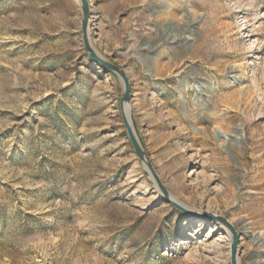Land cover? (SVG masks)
<instances>
[{
  "label": "rangeland",
  "instance_id": "rangeland-1",
  "mask_svg": "<svg viewBox=\"0 0 264 264\" xmlns=\"http://www.w3.org/2000/svg\"><path fill=\"white\" fill-rule=\"evenodd\" d=\"M89 4L161 182L264 264V0ZM80 19L78 0H0V264H230L224 228L146 175Z\"/></svg>",
  "mask_w": 264,
  "mask_h": 264
},
{
  "label": "water",
  "instance_id": "water-1",
  "mask_svg": "<svg viewBox=\"0 0 264 264\" xmlns=\"http://www.w3.org/2000/svg\"><path fill=\"white\" fill-rule=\"evenodd\" d=\"M80 4L81 10V19H80V31H81V38L83 48L88 56L97 66L103 68L113 75L117 77L119 82L122 85L123 93L122 97L119 100V110L121 114L122 124L125 129L127 138L129 143L133 149L134 154L138 158L139 162L141 163L146 175L150 178L151 182L155 185L156 189L160 193L162 199L175 208L177 211L182 212L190 217H196L198 219L207 218L224 229L228 231V234L231 239L230 243V264H239L238 260V243H239V233L235 229V227L229 223V221L221 216H215L213 214L202 212L196 213L190 210L186 205H184L181 201L175 198L171 192L164 186L161 182L159 176L157 175L153 165L149 159L148 154L144 151L143 147L141 146L132 124L131 114H130V82L125 73V71L117 64H114L103 57H101L97 51L94 49L91 38H90V31H89V16L90 14V4L89 0H78Z\"/></svg>",
  "mask_w": 264,
  "mask_h": 264
},
{
  "label": "bare ground",
  "instance_id": "bare-ground-1",
  "mask_svg": "<svg viewBox=\"0 0 264 264\" xmlns=\"http://www.w3.org/2000/svg\"><path fill=\"white\" fill-rule=\"evenodd\" d=\"M223 139H225V138H223ZM225 230V232L226 233H228V231L226 230V229H224ZM251 241L253 242L256 238L255 237H251ZM253 264H263L261 261H259V259H255L254 261H253Z\"/></svg>",
  "mask_w": 264,
  "mask_h": 264
}]
</instances>
